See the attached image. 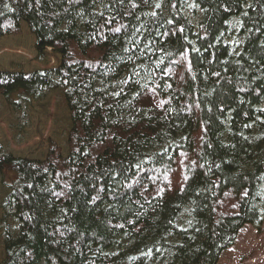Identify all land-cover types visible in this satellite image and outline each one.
Listing matches in <instances>:
<instances>
[{
    "label": "trees",
    "instance_id": "obj_1",
    "mask_svg": "<svg viewBox=\"0 0 264 264\" xmlns=\"http://www.w3.org/2000/svg\"><path fill=\"white\" fill-rule=\"evenodd\" d=\"M21 23L59 64L0 93L59 89L71 128L66 156L0 143V264H217L262 224L264 0H0Z\"/></svg>",
    "mask_w": 264,
    "mask_h": 264
},
{
    "label": "rangeland",
    "instance_id": "obj_2",
    "mask_svg": "<svg viewBox=\"0 0 264 264\" xmlns=\"http://www.w3.org/2000/svg\"><path fill=\"white\" fill-rule=\"evenodd\" d=\"M34 42L25 23H21L18 32L0 37V71L27 73L58 66L60 56L51 49L38 56ZM70 128V113L61 90H47L28 100L18 97V93H13L10 99L0 93V143L12 155L44 160L48 150L54 149L60 156H66ZM14 178L11 172L0 171V219L4 214L2 200ZM3 255L0 229V261ZM217 264H264V218L259 227L243 225Z\"/></svg>",
    "mask_w": 264,
    "mask_h": 264
}]
</instances>
